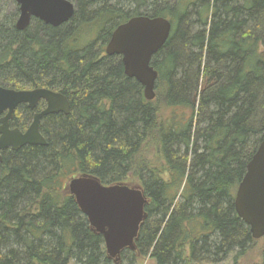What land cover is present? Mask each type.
<instances>
[{
	"label": "trees",
	"instance_id": "trees-1",
	"mask_svg": "<svg viewBox=\"0 0 264 264\" xmlns=\"http://www.w3.org/2000/svg\"><path fill=\"white\" fill-rule=\"evenodd\" d=\"M75 2L67 23L38 20L24 31L19 7L8 14L0 6V85L49 87L71 100L69 115L45 119L47 146L0 165V264H114L66 192L79 174L143 189L137 248L121 256L241 264L256 242L235 193L264 137V0ZM138 15L172 23L152 58V101L126 76L122 57L104 51Z\"/></svg>",
	"mask_w": 264,
	"mask_h": 264
},
{
	"label": "water",
	"instance_id": "water-1",
	"mask_svg": "<svg viewBox=\"0 0 264 264\" xmlns=\"http://www.w3.org/2000/svg\"><path fill=\"white\" fill-rule=\"evenodd\" d=\"M19 6L16 28L24 31L33 19L46 25L59 27L75 14L76 6L71 0H15ZM172 23L166 17L138 15L120 24L112 33L106 46L107 56H121L124 73L143 86L147 100L156 98L158 71L152 58L167 43ZM44 98L48 107L35 116L26 133L4 130L0 148L30 145L46 146L47 140L39 131L42 117L58 112L70 113L67 97L48 88L17 90L0 85V114L9 109L10 114L20 103H34ZM66 191L75 197L81 212L87 217L96 233L103 236L108 256L119 263L124 250L135 251L140 227L147 217L148 199L140 186L119 183L105 185L99 178L80 174L71 178ZM238 216L250 228L252 237H264V137L235 193Z\"/></svg>",
	"mask_w": 264,
	"mask_h": 264
},
{
	"label": "flooded vegetation",
	"instance_id": "flooded-vegetation-1",
	"mask_svg": "<svg viewBox=\"0 0 264 264\" xmlns=\"http://www.w3.org/2000/svg\"><path fill=\"white\" fill-rule=\"evenodd\" d=\"M104 51L106 54V47ZM36 88H48L55 92L64 94L69 100L70 112H71V100L68 95H66L60 90H55L49 87H33V88H24V89H17V90H34ZM47 107H48L47 100L44 98H41L37 100L33 106L31 105V102L20 103L19 105H17V107L13 110L11 114H10L9 109L2 112L0 114V140L3 138L5 129H6V132H10V133H13L15 131H19L20 133H23V134L26 133L31 127L32 123L34 122L35 116L45 111ZM59 114H63L66 116L69 115V114H65L64 112H58V113H52V114L46 115L41 118L40 123H39V131L45 137V139H46V136L43 133V123L45 122V119L51 115H59ZM32 146H43V145L26 144L24 146L15 148L14 145L12 144V145H9L8 147L0 148V165L4 163V159L9 154L18 152L19 150H22L23 148L32 147Z\"/></svg>",
	"mask_w": 264,
	"mask_h": 264
},
{
	"label": "rangeland",
	"instance_id": "rangeland-1",
	"mask_svg": "<svg viewBox=\"0 0 264 264\" xmlns=\"http://www.w3.org/2000/svg\"><path fill=\"white\" fill-rule=\"evenodd\" d=\"M71 1L74 4L76 3L75 0H71ZM3 5L4 6L6 5L7 9L9 10L8 14H10L15 9V7L18 6L15 0H2L0 3V6H3ZM5 14H6V11L5 13L2 12L0 14V18H2ZM37 21L38 20L33 19L29 28L33 29L34 27H36ZM127 184L130 186H140L135 181H134V184H130V183H127ZM263 260H264V237L259 240H256V242L253 244V247L247 254L246 258L243 261H241V264H261ZM114 264H155V261L152 258H150V256L137 255L136 258H133L131 255L127 254V255L121 256V260L119 263H114ZM217 264H234V263L228 260L225 262H219Z\"/></svg>",
	"mask_w": 264,
	"mask_h": 264
},
{
	"label": "bare ground",
	"instance_id": "bare-ground-1",
	"mask_svg": "<svg viewBox=\"0 0 264 264\" xmlns=\"http://www.w3.org/2000/svg\"><path fill=\"white\" fill-rule=\"evenodd\" d=\"M91 34H92V32H91ZM92 37H93V36H92ZM92 37H91V38H92ZM88 38H89V37H88ZM93 39H94V38H93Z\"/></svg>",
	"mask_w": 264,
	"mask_h": 264
}]
</instances>
